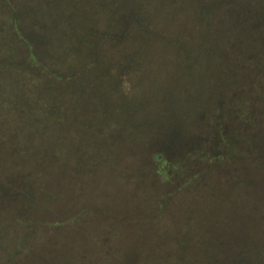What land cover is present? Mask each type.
<instances>
[{
    "label": "trees",
    "instance_id": "16d2710c",
    "mask_svg": "<svg viewBox=\"0 0 264 264\" xmlns=\"http://www.w3.org/2000/svg\"><path fill=\"white\" fill-rule=\"evenodd\" d=\"M20 1L16 6L8 0V12L0 9V56L6 62L0 71L19 77L0 80V142L6 146H0L1 198L13 188L11 191L31 213L34 207L55 202L56 191L51 190L52 178L49 173L46 175L45 166L54 167L53 176L57 178L63 175L70 156L64 152L66 145L54 148L51 137L55 135L59 141L66 128L75 129L76 125L70 124L79 122L75 111L80 102L97 113L86 116V130L97 128L101 134L123 130L112 128L114 125L105 119L107 115L115 119L133 117L139 110L155 105V111L147 115L145 129L167 138L156 148L146 150L151 151L154 179L167 184L181 180L176 191L204 172L184 174L187 164L195 161L237 169L235 163L240 161L236 158L240 156L264 173V136L255 135L259 129L253 124L256 106L244 99L253 98L259 91L258 100L264 103V83L259 82L264 76H251L246 86H242L243 77L236 82L240 73L264 69V40L260 48L256 45L260 38L264 39L259 32H263L264 22L261 27L250 23L258 0H90L87 6L79 5L82 13L65 0ZM6 33L14 39H8ZM34 35L40 36L37 49L33 48ZM106 40L108 45L103 44ZM9 41L17 50L9 47ZM14 51L19 56L15 57ZM170 51L182 53L174 61L166 59ZM178 68H182L179 72L184 70L186 77L182 93L172 88L160 91L162 79L175 78ZM100 78L101 83L115 91L112 94L120 103L107 107L102 94L99 97L89 92L87 97L84 90L89 80ZM255 80L256 84H252ZM217 91H224L234 100V116L246 124L241 132L236 124L222 120L219 105L210 103L216 99ZM97 108H102L101 112ZM196 119L219 134L202 148L197 145V136L187 142V133L193 132ZM132 128L140 129L141 125L136 122ZM204 130L200 134H205ZM239 142L244 143L246 152ZM262 183L264 186L263 176ZM159 207L163 211V206ZM19 213L0 206V264H26L22 257L28 253L32 235L35 238L46 228H63L77 217L44 224ZM153 221L160 222L156 217ZM199 223L205 227L203 220ZM188 230L186 224L179 235L165 237L163 244L150 242L148 264L163 255L167 256L164 264H264V246H260L257 237L252 248L254 256L248 255L247 250L246 260L243 246L247 232L238 255L241 258L219 262L216 260L223 252L220 243L213 242L212 248L218 252L213 257L206 251L207 232L194 231L188 238ZM23 233L25 236H18ZM170 242H175V247L165 246ZM141 251L142 260H134V264H145V251Z\"/></svg>",
    "mask_w": 264,
    "mask_h": 264
},
{
    "label": "rangeland",
    "instance_id": "374dc122",
    "mask_svg": "<svg viewBox=\"0 0 264 264\" xmlns=\"http://www.w3.org/2000/svg\"><path fill=\"white\" fill-rule=\"evenodd\" d=\"M65 1L69 6H73V10L82 13L79 5L87 6L90 0ZM108 1L115 2V0ZM6 2L8 3V0H0L1 12H8ZM20 2V0H9L10 4L16 6ZM262 6V1L258 0L257 12L254 20L251 19L250 22L259 27L264 22V6ZM259 32L264 36V30ZM6 37L14 39L11 34L6 33ZM39 37L34 35L32 38L35 49H37ZM260 39L261 41L256 42L259 48L264 40ZM107 43V40L103 42L104 45L109 44ZM8 45L12 50H17L10 41ZM169 53L166 59L175 61L182 52L170 51ZM14 54L15 57L19 56L18 51H14ZM1 58L0 56V67H3L6 62H2ZM181 69L178 68V75L172 80L162 79L159 90L166 91L172 88L181 94L186 78L184 70L179 72ZM260 74L264 76V69L257 68L254 72L252 69L243 75L240 73L236 82L239 83L243 77L242 86H246L250 83L251 76L257 77ZM24 75L29 74L24 73ZM16 77L19 79L14 73L0 71V80L3 78L16 80ZM100 79L89 80L84 90L87 91V97L89 92L97 93L99 97L102 94L107 107L113 102L120 103L117 95L112 94L115 91L110 89L109 85L101 83L102 78ZM221 80L219 79V83ZM259 82L263 84L264 78H261ZM219 83L216 88L219 87ZM252 84H256V80ZM217 92L216 99L210 100V103L219 105L222 120H225L226 124L231 122L232 125L236 124L241 132L246 124L234 116L232 111L235 105L234 100L229 99L224 91ZM258 94H260L259 91L253 94L256 98L244 99L256 106L253 124L259 129L255 132V135L257 133L259 137L264 136V103L258 100ZM155 108L153 105L141 109L133 117L124 115L115 119L109 114L105 119L114 125L112 128H123V130H108L101 134L97 128L94 131L86 130V116L97 113L91 111L84 102H80L75 111L79 122L71 121L70 124L72 127L76 125L75 129L70 131L66 128L59 141L55 135L51 137L53 147L57 149L66 145L64 152L70 156L68 163L64 164L63 175L57 178L53 176L54 167L45 166L46 175L49 173L52 178L49 182L51 190L56 191L53 192L55 202L34 207L31 213L21 204L18 195L16 197L11 191L13 188L11 192L2 194L4 198L0 195V206L20 212L21 217H31L44 224L77 216L63 228H49V230L46 228L35 234V238L32 235V238H29L28 253L22 257L26 264H134V260H142L141 249L145 251V264H148L147 252L150 242L154 245L163 244L165 237L179 235V231L184 229L186 224L189 226L186 236L188 238L194 231L207 232V235H204L206 251H209L213 257L218 254L217 250L212 248L213 242L220 243L219 249L223 252L219 259L212 261H237L242 242L243 245L245 242L246 232L248 237L243 246L246 260H249L248 255L254 256L252 248L255 246L256 237L258 243L262 244L260 246H264V234L261 233L264 231V224L259 221L264 222V186L262 185L264 173L262 170L250 160L238 156L236 161L239 160L240 163H235L237 169L232 165L227 167L207 161L188 163L185 175L190 172L199 174L202 170L204 172H201L202 175H199V178L191 184L189 183L187 187L177 191L175 186L177 188L181 180L172 184L155 180L152 174L154 166L149 161L152 157L151 151L147 152L146 149L156 148L167 138L162 133L156 135L154 131L145 129L147 115L154 112ZM101 110L102 108H97L98 112ZM105 110L109 111V108L103 109ZM136 122L137 125H141V128L131 129ZM202 128L205 129L203 135L200 134ZM217 133L215 128L213 131L209 130L207 125L196 119L193 132L187 133V142L197 136L200 139L197 145L202 148L206 141L212 142L217 139L219 135ZM242 137L247 143L245 135ZM8 141H13L11 136H8ZM148 143L151 144L150 147L145 146ZM19 145L20 147L23 145V140L19 141ZM238 145L246 152L243 142H239ZM0 146L6 148L3 142H0ZM1 152L8 155L5 150ZM168 193L173 195L165 199L161 198ZM160 205L163 206V211L160 210ZM154 217L160 222L154 223ZM128 220L132 222L129 223ZM200 220L204 221L205 227L201 226ZM190 222H192L191 228ZM18 236H25V234ZM174 244L175 242H170L165 246L175 247ZM198 257H195V260ZM166 258L167 256L163 255L153 262L164 264L167 262ZM262 259L264 261V257Z\"/></svg>",
    "mask_w": 264,
    "mask_h": 264
}]
</instances>
